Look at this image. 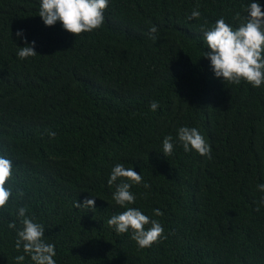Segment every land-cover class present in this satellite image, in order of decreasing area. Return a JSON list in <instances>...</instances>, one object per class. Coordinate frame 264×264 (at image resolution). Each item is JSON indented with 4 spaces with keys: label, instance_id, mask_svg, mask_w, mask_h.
Here are the masks:
<instances>
[{
    "label": "trees",
    "instance_id": "trees-1",
    "mask_svg": "<svg viewBox=\"0 0 264 264\" xmlns=\"http://www.w3.org/2000/svg\"><path fill=\"white\" fill-rule=\"evenodd\" d=\"M247 3L109 0L101 26L74 36L42 23L39 0H0V155L13 164L0 264L22 252L21 206L56 264H264V84L223 83L202 57L203 30L220 17L236 26ZM18 29L37 55H16ZM182 125L203 135L210 156L175 143ZM166 135L174 148L164 156ZM116 163L141 175L131 206L162 225L149 247L107 224L123 211L107 183ZM89 195L91 211L76 207Z\"/></svg>",
    "mask_w": 264,
    "mask_h": 264
},
{
    "label": "clouds",
    "instance_id": "clouds-1",
    "mask_svg": "<svg viewBox=\"0 0 264 264\" xmlns=\"http://www.w3.org/2000/svg\"><path fill=\"white\" fill-rule=\"evenodd\" d=\"M109 0H39L38 17L45 26L59 22L61 28L76 36L81 32H90L101 26L104 21V9ZM240 21L236 26L226 23L223 17L218 18L214 25L203 30L202 40L206 46L203 56L208 60L209 68L214 78L223 83L239 84L241 81L253 88L264 84V12L261 11L259 0H248L243 14H237ZM200 16V11L194 9L189 19ZM155 26H150L147 35L155 39ZM16 36L24 42L17 47L16 55L25 59L37 55L34 51L35 41H27L22 29L16 31ZM158 104L152 101L150 110H156ZM54 135V133H49ZM185 152L195 151L201 156H210V145L203 135L195 128L180 126L176 131V141ZM162 154L171 155L174 141L170 135L162 140ZM13 164L7 157L0 155V208L6 205L12 195L10 187ZM141 175L133 167H124L121 163L112 166L107 183L114 185L112 200L123 211L109 217L107 224L116 233H128L137 247L146 248L158 239H163L162 225L148 215L133 207L135 196L130 191L133 184L141 183ZM264 193V183L256 185ZM22 195V193H21ZM95 197L89 195L76 207H85L91 211L94 208ZM264 205V195L260 198ZM25 207L17 209L16 215L22 225L16 232L15 247L21 254L13 257L16 264H23L25 255L33 264H56L54 260V245L44 239V228L25 215ZM156 216L159 209H153ZM14 225L10 224L9 227Z\"/></svg>",
    "mask_w": 264,
    "mask_h": 264
}]
</instances>
